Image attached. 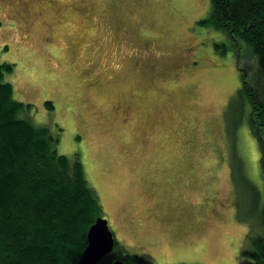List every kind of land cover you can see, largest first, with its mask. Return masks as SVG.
<instances>
[{
    "label": "rangeland",
    "instance_id": "obj_1",
    "mask_svg": "<svg viewBox=\"0 0 264 264\" xmlns=\"http://www.w3.org/2000/svg\"><path fill=\"white\" fill-rule=\"evenodd\" d=\"M24 1L0 0L13 20L0 24V61L15 64L5 80L31 104L21 114L80 155L120 248L154 264L247 261L226 110L257 64L244 41L233 50L200 23L211 0H56L60 15ZM243 120L245 186L264 202L259 141Z\"/></svg>",
    "mask_w": 264,
    "mask_h": 264
},
{
    "label": "trees",
    "instance_id": "obj_2",
    "mask_svg": "<svg viewBox=\"0 0 264 264\" xmlns=\"http://www.w3.org/2000/svg\"><path fill=\"white\" fill-rule=\"evenodd\" d=\"M2 20L3 26L13 23ZM200 23L223 32L228 40L225 45L233 50L238 40L244 41L256 60L257 72L250 84L246 72H241V86L227 104L226 123L230 127L228 149L238 161L231 168L236 216L250 223L243 250L248 260L237 264H264L262 191L253 180L245 186V161L236 146L246 116L259 141L264 174V0H211L208 17ZM14 68V63L0 61V264H78L90 226L103 217V205L80 155L60 153L58 136L21 114L31 104L15 98L12 83L5 80ZM47 104L52 107L50 101ZM246 202L248 216L243 212ZM117 259L154 264L120 248L118 240L97 264Z\"/></svg>",
    "mask_w": 264,
    "mask_h": 264
},
{
    "label": "water",
    "instance_id": "obj_3",
    "mask_svg": "<svg viewBox=\"0 0 264 264\" xmlns=\"http://www.w3.org/2000/svg\"><path fill=\"white\" fill-rule=\"evenodd\" d=\"M87 239L88 244L78 264H97L105 255L114 250L117 242L109 221L104 217L97 218L90 226ZM112 264L128 263L122 259H117Z\"/></svg>",
    "mask_w": 264,
    "mask_h": 264
},
{
    "label": "flooded vegetation",
    "instance_id": "obj_4",
    "mask_svg": "<svg viewBox=\"0 0 264 264\" xmlns=\"http://www.w3.org/2000/svg\"><path fill=\"white\" fill-rule=\"evenodd\" d=\"M38 1H41V0H38ZM44 1V0H43ZM27 0L26 1H24L23 2V4L22 5H27ZM45 3H49V4H52V5H56V6H58V8L56 9V12H57V15H60L61 13H62V11H64V7H65V5H62V3H58L56 0H46L45 1ZM69 5V4H68ZM81 5L83 6L84 5V3H81ZM76 8V7H75ZM85 8V7H84ZM0 9H1V6H0ZM76 10L77 11H79V12H83V10L84 11H86L85 9H80V8H76ZM228 45V44H227Z\"/></svg>",
    "mask_w": 264,
    "mask_h": 264
}]
</instances>
